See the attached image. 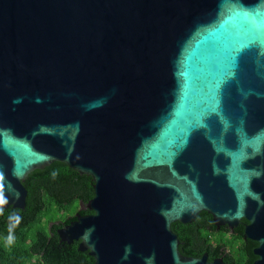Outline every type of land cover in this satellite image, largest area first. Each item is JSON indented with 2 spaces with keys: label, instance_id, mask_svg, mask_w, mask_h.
Listing matches in <instances>:
<instances>
[{
  "label": "water",
  "instance_id": "water-1",
  "mask_svg": "<svg viewBox=\"0 0 264 264\" xmlns=\"http://www.w3.org/2000/svg\"><path fill=\"white\" fill-rule=\"evenodd\" d=\"M62 162L92 264H223L170 225H243L264 264V0H0V208Z\"/></svg>",
  "mask_w": 264,
  "mask_h": 264
},
{
  "label": "trees",
  "instance_id": "trees-1",
  "mask_svg": "<svg viewBox=\"0 0 264 264\" xmlns=\"http://www.w3.org/2000/svg\"><path fill=\"white\" fill-rule=\"evenodd\" d=\"M22 185L27 191L24 208H0V264H92L88 255L55 235V229L73 220L76 212L88 213L91 177L52 162L29 173ZM244 223L241 220L236 230L225 225L214 233L211 216L202 211L190 223L174 222L170 228L184 256L208 253L223 264H252L257 243L241 237Z\"/></svg>",
  "mask_w": 264,
  "mask_h": 264
},
{
  "label": "rangeland",
  "instance_id": "rangeland-1",
  "mask_svg": "<svg viewBox=\"0 0 264 264\" xmlns=\"http://www.w3.org/2000/svg\"><path fill=\"white\" fill-rule=\"evenodd\" d=\"M75 212V210L73 211V213Z\"/></svg>",
  "mask_w": 264,
  "mask_h": 264
},
{
  "label": "flooded vegetation",
  "instance_id": "flooded-vegetation-1",
  "mask_svg": "<svg viewBox=\"0 0 264 264\" xmlns=\"http://www.w3.org/2000/svg\"><path fill=\"white\" fill-rule=\"evenodd\" d=\"M231 230V229H230Z\"/></svg>",
  "mask_w": 264,
  "mask_h": 264
}]
</instances>
